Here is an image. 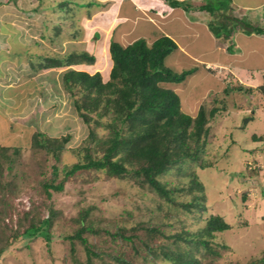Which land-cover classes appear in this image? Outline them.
Instances as JSON below:
<instances>
[{"label": "rangeland", "instance_id": "374dc122", "mask_svg": "<svg viewBox=\"0 0 264 264\" xmlns=\"http://www.w3.org/2000/svg\"><path fill=\"white\" fill-rule=\"evenodd\" d=\"M59 1L55 4V0H0V148L19 149H9L0 157L4 162L0 175V249L4 250L0 253V264H123L118 257L125 259V264H172L161 255L145 251L146 243L187 251L191 245L176 235L200 231L211 215H222L231 227L211 237L213 252L202 246L194 250L200 264H264L260 261L264 258V141L255 143V133L240 135L232 130L241 121L237 110L231 111L227 118L212 121L208 152L203 154L209 167L188 162L182 171L179 165H173L159 176L172 190L173 203L133 172L118 176L103 170L82 169L65 180L61 191L45 189L44 184L52 178L57 183L64 179L66 166L81 160L87 148L93 155H101L105 146L100 139L112 131L107 125L112 120L111 114L97 116L100 122L91 121V126L79 114L74 99L81 97L82 92L75 89L72 94L63 80V74L71 66L42 67L45 57H63L77 51L94 53L90 51L96 44L98 51L102 47L100 42L94 45L92 39L75 41L71 37L74 31L85 37V27L79 24L84 14L77 13L86 11L87 5L82 3L75 11L59 7ZM174 1L179 0L168 3L173 6ZM196 1H179L178 8L190 13L195 21L198 15L207 18L209 28L231 23L235 9L236 19L253 22L255 26L262 21L259 24L264 26L262 11L242 7L254 6L259 0H200L199 4ZM207 3L213 7L215 3L221 4L216 6L222 9L215 13L208 7L194 9ZM72 13L76 15L74 19L69 18L74 16ZM97 36L101 38L99 32ZM226 44L222 43L224 47ZM168 58L166 64L179 72ZM98 60L106 79L110 70L104 48ZM82 63L84 66L90 62ZM190 76L191 86L196 84V90L203 89L204 84L216 87V79L212 75L202 77L200 67L186 78ZM232 82L219 95L213 91L207 100L198 97L201 105L208 111L221 106L226 103L222 101L226 99L224 95L237 103L241 89L244 99L247 94L251 96L243 85ZM10 87L15 90L8 94ZM175 90L182 95L181 109L197 112L198 102L187 101L192 97L187 86ZM91 127L98 140L92 139ZM41 133L42 138L57 147L67 138L64 148L54 155L45 146L35 144V136ZM195 174L204 190L192 193L182 190L187 189ZM196 196L202 207L189 210L182 206ZM51 209L55 211L53 216ZM47 217L51 218V224L42 222L39 232H28L33 222ZM83 225L89 228L82 236L95 251L90 259L85 243L78 237H70Z\"/></svg>", "mask_w": 264, "mask_h": 264}, {"label": "trees", "instance_id": "16d2710c", "mask_svg": "<svg viewBox=\"0 0 264 264\" xmlns=\"http://www.w3.org/2000/svg\"><path fill=\"white\" fill-rule=\"evenodd\" d=\"M179 3V1H174L173 6H179ZM221 4L215 3L214 7L216 8H214L207 3L201 5L200 8L208 7L213 11L212 13H215L222 9V7H217ZM230 19L231 23L222 24L220 27H213L210 24L216 37L231 39L240 28V24L245 27L247 33H264V29L258 25L240 21L233 16ZM177 47L176 41L166 35L157 38L151 44H148L145 38H138L127 46H122L119 42L112 40L109 47L112 67L108 78L105 79L104 74L99 70L91 73L76 67L66 69L63 80L67 89L72 94L75 93V89L82 92L81 97L74 99L79 114L90 126L91 121L100 122L97 116L111 114L112 120L107 125L111 127L112 131L108 137L100 139L105 146L101 155H93L90 148H87V152L82 154L81 160L69 167L66 166L64 179L57 183L56 179L52 178L44 184L46 190L61 191L65 180L82 169L103 170L108 174L118 176L133 172L142 178L143 182L149 184L154 192H158L161 196L164 195L167 202L173 203L175 199L170 196L172 190L169 191L170 189L159 179V176L167 173L173 165H179L178 169L182 171L183 165L188 162H196L201 168L210 166V163L204 161L203 154L208 152L210 129L219 108L213 106L208 111L204 105H200L195 115L181 109L180 96L172 87H168V83L184 81L194 69L176 72L166 64V57ZM84 61L94 62L95 56L83 51L71 52L68 56L63 57H45L42 67L46 69L64 67L77 65ZM258 89L264 95V84ZM8 90L10 91L8 94H10L15 89L10 87ZM228 90L225 91L228 92ZM248 121L249 117H244L242 124L245 125ZM90 129L92 139H97L94 129L92 127ZM40 135L35 136V144L45 146L48 152L54 155L64 148V142L67 140L64 138L57 147V145H51L48 139L42 138V133ZM259 139L264 140V135ZM9 149L19 151L17 147L2 148L0 157L7 154ZM117 154H121L120 157L114 158ZM3 169L4 162L0 161L1 177ZM4 185L2 183V186ZM196 189L204 190V184L195 174L187 189L182 190L192 193V190ZM182 206L188 207L189 210L202 207L198 202V196L191 203H182ZM50 211L52 216L55 215L53 209ZM83 218H85V214ZM38 221L28 227V232H39L42 222L45 225L52 222L50 217ZM230 227V223L222 215H211L200 231L189 233L186 236L175 234L191 245L187 251L167 250L165 246H153L149 243H146L145 251L155 256L161 255L170 260L172 264H200V260L194 256V250L202 246L207 252H213L211 237L217 231H225ZM88 228L83 225L70 237H78L85 243V250L90 259L95 251L88 244L87 238L82 236V233ZM153 230L158 231V228H153ZM28 232L27 234H30ZM3 251L1 248L0 253ZM117 260L123 264L126 263L122 257H118ZM260 261L264 263V258Z\"/></svg>", "mask_w": 264, "mask_h": 264}, {"label": "crops", "instance_id": "0c3cea01", "mask_svg": "<svg viewBox=\"0 0 264 264\" xmlns=\"http://www.w3.org/2000/svg\"><path fill=\"white\" fill-rule=\"evenodd\" d=\"M196 2L199 4L201 1L197 0ZM56 3H58V0H55ZM82 3H85L88 7L84 12L78 10L77 7ZM58 6L61 8L71 7L75 11L78 10L77 14H84L79 24L85 27V37H79L77 35L79 31L72 32L73 35L71 37L75 41L92 39L94 45L96 42L102 43L101 50L104 48L109 58V68H107L109 70L112 67L109 50L112 40L119 42L122 46H127L138 38H145L148 44L164 35L173 38L178 47L166 57V60L169 57L168 62L171 60L170 63L177 66L180 71L188 69L185 67L195 69L192 74L200 67L202 77L209 78L212 75L216 79V87L212 84H204L205 87L203 89L200 87L199 90H196V84L191 86V76L179 83H168V87H172L175 90L177 87L187 86L192 96L187 101L195 99V103L198 102L199 109L203 102L200 103L198 97L207 100V96L213 91L215 95H219L228 82L235 80L232 83L238 82V84L243 85L251 92V96L247 94L244 99V93L241 92V89L238 97H236L238 99L236 103L230 102L227 96L224 95L226 99L222 101H225L226 105L216 106L219 110L214 118H216V121L220 118H227L231 111L237 110L236 115H240L241 121L246 116L249 117V121L245 125L239 121V125L234 126L232 130L240 135H252L255 133L257 135L255 143L264 141L259 139V137L264 135V95L258 89L259 86L264 84V33H247L245 32V27L243 25V27L240 26V24V28L231 39L216 38L205 22L207 18L201 19L202 16L198 15V20L195 21L194 18L190 17V13L178 8V6L170 5L168 0H61ZM199 7L194 9L199 10ZM242 7L250 8L249 10L256 12L262 11L260 16L264 17V0H259V3L254 6ZM243 8L241 9L246 10ZM233 11L236 12L237 9ZM233 11L232 16L234 17ZM235 15L239 16L236 13ZM75 16L69 18L74 19ZM262 18L261 20H263ZM259 23H262V21L258 22V26L264 29V26ZM73 24L76 25V21ZM67 32H70V30L68 29ZM98 32L101 34V38H98ZM224 41L227 42L225 47L222 45ZM197 43L198 45L195 47ZM98 48L99 46L96 44L95 48L90 51L94 52L90 54H95L94 63L84 66L83 63H80L71 65V67L81 68L91 73L98 70L102 71L98 60L101 50L98 51ZM173 53H176V55L171 57ZM184 61L187 62L184 63ZM103 74L105 76V73ZM228 75L232 78L229 77L228 80L224 81V78L228 77ZM178 94L181 99L182 95ZM193 96H197V99ZM181 104L183 103L181 102ZM195 110L194 113L190 111H187V113L195 115L197 113ZM235 132L230 134L236 135Z\"/></svg>", "mask_w": 264, "mask_h": 264}, {"label": "bare ground", "instance_id": "6f19581e", "mask_svg": "<svg viewBox=\"0 0 264 264\" xmlns=\"http://www.w3.org/2000/svg\"><path fill=\"white\" fill-rule=\"evenodd\" d=\"M55 79V78H54ZM205 183V182H204ZM206 185V184H205Z\"/></svg>", "mask_w": 264, "mask_h": 264}]
</instances>
